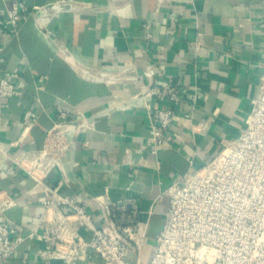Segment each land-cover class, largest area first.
<instances>
[{"label": "crops", "instance_id": "1", "mask_svg": "<svg viewBox=\"0 0 264 264\" xmlns=\"http://www.w3.org/2000/svg\"><path fill=\"white\" fill-rule=\"evenodd\" d=\"M22 1L25 20L0 33V78L16 69L22 88L20 96H0V140L13 143L10 154L40 148L63 110L88 122L45 184L76 196L96 216L97 198L134 208L127 224L136 238L144 230L140 257L146 264L154 245L148 241L151 224H162L167 210L165 188L209 161L245 126L264 61L262 2L175 0L156 8V0H72L74 10L48 18L36 8L58 0ZM8 5L0 0V8ZM148 67L156 84L181 82L173 140L156 150L147 140L148 106L160 102L141 92ZM99 72L121 77L106 81ZM27 110L35 120L26 128ZM9 166L10 157L0 153V191L16 202L5 217L25 236L48 193L19 169L8 174ZM41 245L27 238L0 264H62L42 259Z\"/></svg>", "mask_w": 264, "mask_h": 264}, {"label": "built area", "instance_id": "2", "mask_svg": "<svg viewBox=\"0 0 264 264\" xmlns=\"http://www.w3.org/2000/svg\"><path fill=\"white\" fill-rule=\"evenodd\" d=\"M4 1L9 5L0 8V33L16 30L28 14L22 0ZM174 1L156 0V8ZM261 2L264 12V0ZM75 7L72 0H58L35 11L49 18ZM261 68L257 94L240 134L223 143L221 150L194 172L184 173L165 188L168 206L146 264H264V61ZM98 75L114 81L120 79L121 72ZM146 75L148 84L142 86L141 92L160 102L154 108L148 106L147 140L156 150L173 140L170 125L181 103V82L156 84L153 67L146 69ZM18 76L16 69L4 71L0 78L1 97L21 95ZM162 100L167 105L161 104ZM72 117L71 111H59L45 131L40 148L10 154L13 143L0 140V153L11 160L7 173L12 175L19 169L48 193L41 200L37 221L23 236L5 217L16 204L15 199L0 191V261L10 258L16 246L29 238L42 243L37 249L42 259L62 264H81V259L93 257L99 258L100 264H144L140 257L144 230L136 238L127 224L130 214L136 213L134 208L127 211L122 201L97 198L101 214L96 216L76 196L60 194L45 184L49 172L61 167L62 157L73 144V135L90 126ZM23 119L27 128L35 115L27 110Z\"/></svg>", "mask_w": 264, "mask_h": 264}, {"label": "rangeland", "instance_id": "3", "mask_svg": "<svg viewBox=\"0 0 264 264\" xmlns=\"http://www.w3.org/2000/svg\"><path fill=\"white\" fill-rule=\"evenodd\" d=\"M162 224H161V220L159 221H154V222H152V224H151V227H150V234H149V236H148V241H149V243L150 244H152V243H154V232L156 231V230H158L159 229V227L161 226Z\"/></svg>", "mask_w": 264, "mask_h": 264}]
</instances>
